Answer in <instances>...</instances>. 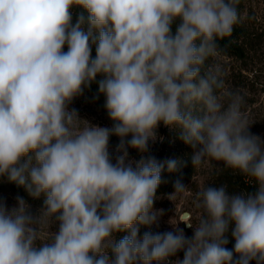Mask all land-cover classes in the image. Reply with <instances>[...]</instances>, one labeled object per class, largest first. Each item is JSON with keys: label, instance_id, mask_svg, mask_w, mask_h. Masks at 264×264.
Wrapping results in <instances>:
<instances>
[{"label": "clouds", "instance_id": "obj_1", "mask_svg": "<svg viewBox=\"0 0 264 264\" xmlns=\"http://www.w3.org/2000/svg\"><path fill=\"white\" fill-rule=\"evenodd\" d=\"M239 2L0 0V177L43 198L36 215L23 197L0 200V264H264V140L220 66L205 67L240 23ZM94 82L111 127L69 109ZM161 123L193 148V167L223 162L255 191L203 187L195 223L151 231L162 172L181 164L145 155ZM174 189L188 191L179 179Z\"/></svg>", "mask_w": 264, "mask_h": 264}, {"label": "rangeland", "instance_id": "obj_2", "mask_svg": "<svg viewBox=\"0 0 264 264\" xmlns=\"http://www.w3.org/2000/svg\"><path fill=\"white\" fill-rule=\"evenodd\" d=\"M74 11L78 13L80 9L74 8ZM240 17L241 25L248 31V35L244 41L246 45L242 49V54L222 55L218 52L216 57L206 61L205 67L217 64L220 66L225 84L224 90L243 97L244 104L242 110L250 124L249 130L252 134L264 140V0H240ZM72 108L77 110L81 119L87 120L93 125L101 127L112 126V121L108 117L107 111L98 104L96 98L88 88L84 90L83 95L76 97L72 101L69 109ZM87 121H82V123L86 124ZM165 127L161 123L157 131L160 129L161 132ZM150 142L153 143V141ZM118 143V137H110L109 150L113 156L115 155V147ZM129 155L136 160L140 158V153L135 149L130 148ZM231 172L233 171L227 169L223 165V162L208 161L202 166L196 167L193 176L183 182L188 187L186 194L176 197L171 195L173 191L157 195L154 208L160 210L162 215L159 217V227L153 225L151 231H173L171 223H195L201 213L195 209L193 199L195 193L203 187L224 185L227 187L229 193H242L231 183L230 179L233 176ZM250 186H254L253 190H255L254 182ZM17 196L23 197L12 189H0V200L6 202L9 209L16 205ZM23 198L29 204L30 212L33 215L38 214V210L42 207V201L33 199L32 197ZM184 223H178L177 227L182 228L187 237H191L194 229ZM57 227L54 224L45 228L43 230L45 237L50 236L51 231H56ZM149 230L146 226H140L138 235L142 236L145 231ZM126 234L117 233L116 239H121ZM233 245L234 240L230 239L226 247L231 249ZM183 255V251H180L171 259L173 261L182 260ZM251 264H255V261H252Z\"/></svg>", "mask_w": 264, "mask_h": 264}, {"label": "trees", "instance_id": "obj_3", "mask_svg": "<svg viewBox=\"0 0 264 264\" xmlns=\"http://www.w3.org/2000/svg\"><path fill=\"white\" fill-rule=\"evenodd\" d=\"M238 11L240 13V2L238 5ZM77 12H73V22H75ZM175 31V25H173V32ZM248 35V31L238 23L234 26L233 33L230 37H227L223 40L218 41L219 45V54L224 55H240L242 54V49L246 45L245 38ZM65 51H67V47L65 46ZM92 55L95 56V49L93 47ZM100 77H97L99 80ZM90 92L96 98L98 104L106 111L105 97L98 92V83L94 82L91 84L90 88H88ZM113 123V122H112ZM193 148L186 144L180 138L179 130H170L168 127H165L161 132L160 129L157 131V139L149 144V151L145 155L154 156L157 160L163 161L168 158L177 159L181 162L179 168L175 172H168L167 169L162 172V182L157 189V195L162 193H171L174 189L175 182L179 179L183 183L184 181L190 179L194 172L196 171V167L192 166V152ZM140 159V158H139ZM232 177L230 179L231 183L239 190V192L247 193L255 191L253 182L244 175L239 173L231 172ZM253 187V188H252ZM9 188L16 191L19 195L23 197H31L25 191L24 188L18 187L14 183H10L7 181L6 177H0V189ZM39 201H43L41 197L38 199Z\"/></svg>", "mask_w": 264, "mask_h": 264}]
</instances>
